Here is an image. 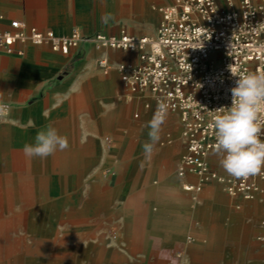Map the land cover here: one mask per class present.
Returning <instances> with one entry per match:
<instances>
[{"label": "crops", "instance_id": "0c3cea01", "mask_svg": "<svg viewBox=\"0 0 264 264\" xmlns=\"http://www.w3.org/2000/svg\"><path fill=\"white\" fill-rule=\"evenodd\" d=\"M173 1L0 0V32L17 20L26 32L57 36L77 30L153 37L160 9ZM105 13L114 16L108 24L101 23ZM23 50L21 57L0 54V105L6 106L0 113V194L19 200L0 199V210L14 211L12 217L0 214V264H264L263 181V192L251 200L229 196L214 181L199 192L184 191L197 179L177 174L185 147L172 112L145 158L142 145L155 105L128 93L116 70L118 63L136 64L137 52L91 44L69 55L29 44ZM48 125L67 137L68 147L44 159L25 156L23 146L34 144ZM208 162L231 177L213 150ZM97 193L104 200L93 196L70 205L61 196ZM112 193L119 200L112 201ZM68 209L77 211L72 221L86 211L83 218L97 227L87 241L49 255L46 234L33 227L45 232Z\"/></svg>", "mask_w": 264, "mask_h": 264}, {"label": "built area", "instance_id": "2783aa9c", "mask_svg": "<svg viewBox=\"0 0 264 264\" xmlns=\"http://www.w3.org/2000/svg\"><path fill=\"white\" fill-rule=\"evenodd\" d=\"M160 14L153 37L125 32L85 35L77 30L57 36L36 28L26 32L24 23L13 20L8 30L0 32V54L21 57L27 44L46 46L62 55L78 54L83 44L137 52L136 64L118 63L116 70L128 93L151 99L155 111L158 102H165L167 113L178 115L185 153L177 174L197 179L196 184H185L182 189L196 193L203 183L214 181L229 196L251 200L263 192L259 182H264V174L236 179L213 171L208 154L215 133L209 125L220 114L217 109L231 106V89L238 79L232 72H264V0H222V6L218 0H174ZM99 65L107 70L105 60ZM261 226L264 231V212ZM260 239L264 242V236Z\"/></svg>", "mask_w": 264, "mask_h": 264}, {"label": "clouds", "instance_id": "9594fccd", "mask_svg": "<svg viewBox=\"0 0 264 264\" xmlns=\"http://www.w3.org/2000/svg\"><path fill=\"white\" fill-rule=\"evenodd\" d=\"M111 13L101 16V23L108 24L113 20ZM233 76L238 77L236 86L231 89V106L217 109L220 114L215 116L209 125L214 129L215 144L213 154L218 157L219 165L231 177L247 179L264 174V72ZM5 105H0V113ZM168 104L158 102L156 111L146 127L148 141L142 145L146 159H150L155 145L160 140V133L167 117ZM68 147L66 136L59 134L51 125L36 133L34 144H25L23 152L30 158H47L57 150L63 151Z\"/></svg>", "mask_w": 264, "mask_h": 264}, {"label": "rangeland", "instance_id": "374dc122", "mask_svg": "<svg viewBox=\"0 0 264 264\" xmlns=\"http://www.w3.org/2000/svg\"><path fill=\"white\" fill-rule=\"evenodd\" d=\"M62 196V200H64L65 202L69 203L70 205H72V203H76L77 201H87L89 199H93V196H95V198L97 199V201H102L104 200V194H99L97 193L96 195H87V194H65V195H61ZM111 197L112 201H117L119 200V195L112 193L111 195H109V198ZM17 198V199H16ZM0 199H2L5 202L8 201H14V200H18V195L14 196V195H10V194H0ZM75 205V204H74ZM73 205V206H74ZM13 212L12 210L6 209V210H0V214L1 217H12L13 216ZM23 212V211H21ZM85 213V214H84ZM77 211L73 210V209H68V210H64L63 211V215H64V219L59 220L57 219L56 221L54 220L52 225H48L47 226V230L44 232V227H40V226H35L33 227V229H37L38 232H40V228L43 229V233L46 234V238H47V249L49 251V255H51V253H53L56 250L59 249H70L71 246H73L75 244V242H77L78 239L83 240V241H87L88 237H91L94 234V229L97 227H95V225L93 224V222H90L89 220L83 218V217H88L86 215V211L84 212H80L79 216H80V220L78 222V220L76 221H72V219H74V217H76ZM50 217V216H49ZM16 232V236H17V241H16V245H17V249L20 248L21 244H22V240H19V233ZM12 234V233H10ZM15 235V234H14ZM35 244V243H33ZM36 244H39L38 242ZM19 246V247H18ZM52 259V257H49ZM12 261V260H11Z\"/></svg>", "mask_w": 264, "mask_h": 264}]
</instances>
